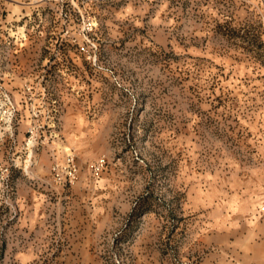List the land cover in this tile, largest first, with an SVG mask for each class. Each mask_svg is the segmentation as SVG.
<instances>
[{"label":"rangeland","instance_id":"obj_1","mask_svg":"<svg viewBox=\"0 0 264 264\" xmlns=\"http://www.w3.org/2000/svg\"><path fill=\"white\" fill-rule=\"evenodd\" d=\"M264 0H0V264H264Z\"/></svg>","mask_w":264,"mask_h":264},{"label":"built area","instance_id":"obj_2","mask_svg":"<svg viewBox=\"0 0 264 264\" xmlns=\"http://www.w3.org/2000/svg\"><path fill=\"white\" fill-rule=\"evenodd\" d=\"M260 213L264 217V198H263L261 205H260Z\"/></svg>","mask_w":264,"mask_h":264}]
</instances>
